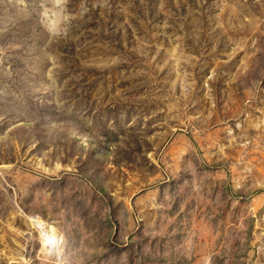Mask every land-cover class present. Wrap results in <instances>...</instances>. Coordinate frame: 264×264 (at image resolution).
<instances>
[{
    "label": "rangeland",
    "instance_id": "1",
    "mask_svg": "<svg viewBox=\"0 0 264 264\" xmlns=\"http://www.w3.org/2000/svg\"><path fill=\"white\" fill-rule=\"evenodd\" d=\"M0 264H264V0H0Z\"/></svg>",
    "mask_w": 264,
    "mask_h": 264
},
{
    "label": "bare ground",
    "instance_id": "2",
    "mask_svg": "<svg viewBox=\"0 0 264 264\" xmlns=\"http://www.w3.org/2000/svg\"><path fill=\"white\" fill-rule=\"evenodd\" d=\"M86 137H87V136H86ZM43 237H44V236H43ZM47 237H48V236H47ZM47 239H48V238H47ZM47 239H46V240H47ZM47 241H48V240H47ZM51 241H52V239H51ZM45 243H46V242H45ZM47 243H48V242H47ZM53 245H54V244H53Z\"/></svg>",
    "mask_w": 264,
    "mask_h": 264
}]
</instances>
